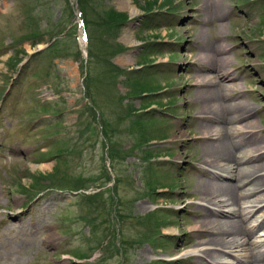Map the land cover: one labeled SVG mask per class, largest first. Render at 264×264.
Masks as SVG:
<instances>
[{"label":"rangeland","instance_id":"1","mask_svg":"<svg viewBox=\"0 0 264 264\" xmlns=\"http://www.w3.org/2000/svg\"><path fill=\"white\" fill-rule=\"evenodd\" d=\"M86 1L0 0V264H200L197 213L230 207L197 184L232 178L203 162L199 94L245 111L228 137L264 150V0ZM230 250L206 262L240 264Z\"/></svg>","mask_w":264,"mask_h":264},{"label":"bare ground","instance_id":"2","mask_svg":"<svg viewBox=\"0 0 264 264\" xmlns=\"http://www.w3.org/2000/svg\"><path fill=\"white\" fill-rule=\"evenodd\" d=\"M80 38L83 39L81 31ZM218 60L220 59L213 57L215 64L219 62ZM222 77L225 78L224 76ZM213 78L214 76L208 77V80L205 81L204 85H211L212 82L210 80H213ZM200 96L205 98V101L202 104L199 114L204 115V117L209 116V119L213 124L209 126H205L206 124L204 125L203 134L210 140V145L206 150H203V162H205L207 166L216 168L219 171L223 166H228V170L230 172L229 175L231 176L232 181L217 182L211 180L210 182L197 184L201 200H204L208 204H211L219 209L224 206L230 207V210L226 213L212 208L206 210V214H199L200 212L197 213L200 221L195 223L192 228L197 231V233H201L203 235L200 240H197L196 244L205 246L199 250V253L201 254L197 257L200 259V264H213L210 261L206 262V258L212 257L213 259L217 257L218 259L221 257V254L229 253V251L226 250L238 248L241 254H239V256H234L232 260L240 262V264H264V247L261 250H255L254 248L255 245H258V243L260 244L261 241L250 239V237L253 236V233H256L255 229L264 226V216L259 219L255 225H252L251 222L249 224L244 223V215L249 213V210L248 212H244L247 208L246 203L256 202L252 203L250 207H256V209H258L260 206L258 205V207L257 204L264 201V161H256L258 158L263 160V147L252 139L250 135L248 136L250 140L245 137L247 141L244 143V147H238L240 143L233 142L230 137H228L231 129L226 125L227 122L231 123L239 121V119H242L247 115L245 111H236L235 109L237 105L234 107V111L232 113H230L232 106H229L230 108L226 109L224 113L223 104L220 100H218V98L220 99L221 97L219 89L206 88L201 95L199 94V97ZM213 121H225L226 123L224 125H220V123L218 124ZM235 127L236 129L246 128L243 132L245 135H248V133L256 131L257 125L250 123L249 121L246 122L245 120L244 126L239 125L238 127ZM249 197L251 198L248 199ZM44 238L46 241L50 240V236L48 235ZM201 260L204 262H201ZM23 262L24 261L21 258H18L13 264H22Z\"/></svg>","mask_w":264,"mask_h":264},{"label":"trees","instance_id":"3","mask_svg":"<svg viewBox=\"0 0 264 264\" xmlns=\"http://www.w3.org/2000/svg\"><path fill=\"white\" fill-rule=\"evenodd\" d=\"M90 1V0H89ZM79 3H81V5L84 7V9H85V11H87L88 9H89V7L91 6V7H93L92 6V3H89L88 1H86V0H78V2H77V4H76V6H77V8L79 9V12L81 13V14H83V16H84V13L83 12H85V11H83L81 8H80V4ZM91 10V9H90ZM148 10V9H147ZM89 11V10H88ZM92 11V10H91ZM93 12V11H92ZM97 12H99L98 14H100L101 15V19L100 20H102L103 19V15H102V10H99V11H97ZM108 13H109V15H107V17H104V20H105V22H104V20L103 21H101V22H104V26H105V30H107L106 29V27H110V29H112L115 25H114V23H115V19H114V11H112V10H109L108 11ZM107 13V14H108ZM105 16V15H104ZM111 16H112V19H110L111 18ZM95 18L97 19V17L95 16ZM124 19V15H120V18H119V22L121 21L122 22V20ZM109 21V22H108ZM85 22H86V20H85ZM84 23V22H83ZM88 39V46H87V55L89 56V55H91V51H90V47H91V41H90V38L88 37L87 38ZM79 259V258H78Z\"/></svg>","mask_w":264,"mask_h":264}]
</instances>
